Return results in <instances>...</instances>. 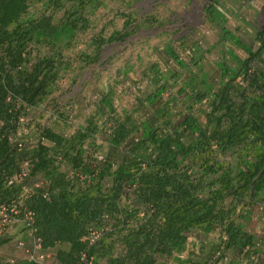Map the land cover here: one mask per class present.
Returning <instances> with one entry per match:
<instances>
[{"label": "trees", "instance_id": "16d2710c", "mask_svg": "<svg viewBox=\"0 0 264 264\" xmlns=\"http://www.w3.org/2000/svg\"><path fill=\"white\" fill-rule=\"evenodd\" d=\"M29 1L0 0V200L16 196L18 187L6 179L29 159L32 170L47 180V196L34 192L25 205L35 215L44 247L68 246L57 250L58 264H78L84 252L94 257L91 264H103V258L105 264H159L158 256L171 255L194 230L219 232L215 264H225L220 260L228 250L246 260L256 254L255 237L237 221V207L264 195V19L255 35L257 47L235 71L220 68L216 87L203 90V82L189 77L178 89L184 109L173 112L178 96L161 102L173 86L168 79L140 98L141 106L154 105L144 122L118 114L104 96L109 108L104 140L113 151L121 149L117 158L99 153L101 128L92 119L66 136L27 114L57 78L55 60L41 46L62 30H86L90 8L103 0H45L43 13L31 16ZM56 12H61L57 22ZM129 25L125 20L124 29L95 39L94 56L103 44L129 36ZM152 71L158 81L159 65ZM204 100L201 122L189 102ZM27 131L36 133V143L19 148ZM58 156L71 174L56 163ZM90 229L100 231L92 244L86 238ZM116 244L122 245L120 253ZM0 264H6L1 257Z\"/></svg>", "mask_w": 264, "mask_h": 264}, {"label": "rangeland", "instance_id": "374dc122", "mask_svg": "<svg viewBox=\"0 0 264 264\" xmlns=\"http://www.w3.org/2000/svg\"><path fill=\"white\" fill-rule=\"evenodd\" d=\"M45 0H30L28 15H40ZM49 11H45V13ZM89 27L73 34L62 30L52 42L41 46L42 53L55 60L57 78L47 96L27 110L29 118L52 131L71 135L75 129L85 127L90 119L101 128L97 133L100 154L112 152L111 157L122 154L112 150L104 138V122L108 106L102 98L107 96L118 114H129L136 123L144 122L153 113L154 105L141 106L140 98L156 90L168 79L171 91L161 95V102L178 96L177 109H184L178 89L189 77L201 81V89L216 87L221 80L220 68L235 71L250 49H255L256 32L264 19V0H103L89 10ZM61 12L54 14V21ZM128 20L129 36L120 41L105 43L94 56V40L107 38L124 29ZM173 54L183 64L171 60ZM159 65V78L155 81L152 65ZM184 66V67H183ZM175 78L172 79V75ZM201 85V84H200ZM196 85V88H200ZM199 121H204L207 101L189 102ZM25 143L36 142L35 132H25ZM127 202L124 203V205ZM237 221L254 235L257 253L249 260L230 250L220 260L229 264H264V195L261 201L244 208L237 207ZM218 231L194 230L187 240L169 256H158L159 264H188L191 260H209L218 256ZM66 244L49 247L56 254ZM9 247H0V257L7 259ZM116 252L122 245L116 244ZM216 252V253H215ZM56 256V255H55ZM56 264H58L55 258ZM105 264L106 259H101Z\"/></svg>", "mask_w": 264, "mask_h": 264}, {"label": "built area", "instance_id": "2783aa9c", "mask_svg": "<svg viewBox=\"0 0 264 264\" xmlns=\"http://www.w3.org/2000/svg\"><path fill=\"white\" fill-rule=\"evenodd\" d=\"M35 143H25L24 140H20L17 146L19 148L33 146ZM56 160L61 169L68 170L69 174L72 173L64 162L60 163L62 161L60 156ZM32 168L29 159L22 160L15 173L6 179L8 186L18 187L16 196L5 202L0 200V240L6 238L2 245L11 244L18 252L17 255H9L5 260L6 264H56V254L52 253L49 247L43 246L41 237L36 233L35 215L25 205L26 199L34 192L42 190L47 196L45 191L47 180ZM99 236L100 231L90 229L86 238L92 244ZM93 261L94 257L84 252L81 253L78 264H91Z\"/></svg>", "mask_w": 264, "mask_h": 264}, {"label": "crops", "instance_id": "0c3cea01", "mask_svg": "<svg viewBox=\"0 0 264 264\" xmlns=\"http://www.w3.org/2000/svg\"><path fill=\"white\" fill-rule=\"evenodd\" d=\"M4 246L6 247L10 246V248L8 249V255L18 254V252L14 249V247L11 244H5V245H2L1 247H4Z\"/></svg>", "mask_w": 264, "mask_h": 264}]
</instances>
